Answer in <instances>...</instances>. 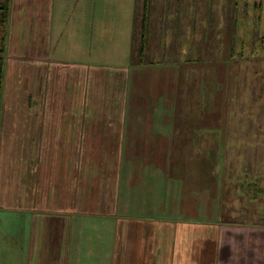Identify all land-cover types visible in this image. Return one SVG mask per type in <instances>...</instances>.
<instances>
[{
    "label": "crops",
    "instance_id": "1",
    "mask_svg": "<svg viewBox=\"0 0 264 264\" xmlns=\"http://www.w3.org/2000/svg\"><path fill=\"white\" fill-rule=\"evenodd\" d=\"M14 4L16 54L6 61L0 130V264H196L195 240L209 235L225 250L218 264H264V122L234 117L222 126L212 113L214 121L195 124V85L184 89L175 62L150 39L142 56V29L128 71L89 75L85 61L62 80L49 43L41 44L50 34L43 3ZM21 86L31 87L38 113L65 120L24 122ZM248 96L227 114L246 111ZM195 126L213 132L200 137ZM205 167L207 184L195 177ZM222 177V193L219 183L210 188Z\"/></svg>",
    "mask_w": 264,
    "mask_h": 264
},
{
    "label": "rangeland",
    "instance_id": "2",
    "mask_svg": "<svg viewBox=\"0 0 264 264\" xmlns=\"http://www.w3.org/2000/svg\"><path fill=\"white\" fill-rule=\"evenodd\" d=\"M39 1L45 8L41 11L45 15L42 18L46 24L44 29L50 33L48 41L41 38V44L49 43L53 70L62 80L64 75L69 74V68H75L79 74L85 61L86 73L89 75L95 69L113 75L118 71H128L132 65L133 40L135 42L137 35L138 41L140 30L146 21L153 49L161 45L159 50H162L164 58L175 62L182 74L185 90L187 86L195 85V124L214 121L215 115L212 113H218L221 118L216 122L221 121L222 126L231 122L234 117L239 123L255 125L259 121L264 122V114L258 117L257 113L261 110L259 105L264 103V92L260 94L262 103H257V90L264 86V0ZM14 10L13 0L12 12ZM14 29L17 30L14 27V32ZM8 34L6 61L16 54L11 50L13 36L10 34V27ZM157 53L153 50V61L158 60ZM29 62L33 63L32 57ZM47 64L50 65L51 62L47 61ZM40 72L41 70L38 77ZM41 75L42 79L45 78L44 84L47 83L45 72L42 71ZM69 80L68 78L67 81ZM14 84L13 80L10 81V87ZM30 85L32 86L31 81ZM73 85L78 94L84 82L77 80ZM62 87L63 84L60 89ZM20 89L17 102H20L18 105L21 106V116L26 118L24 122L65 120V115L38 113L30 106L33 102L31 87L24 89L21 86ZM50 94L49 91L46 92L48 97ZM248 94L250 106H246L247 112L241 105L235 115H231L230 111L227 114V105L233 107L240 104ZM78 100L75 99L76 102ZM46 102L48 104L49 99ZM45 109L50 111L48 107ZM59 110L63 108L57 107L52 111ZM211 132L213 130L198 129L195 126V135L200 137ZM213 158L214 155H211L207 159ZM210 171L207 167L198 171L196 169L195 177H202L199 182L207 184L210 182ZM250 174L253 176V173ZM223 179L222 177L219 182L214 179L210 188L214 183H219L222 193ZM253 182L257 183L258 180L254 179ZM234 207L239 209L240 205ZM247 209H251V206H247ZM220 211V217L225 222L227 208L224 214L223 207ZM223 226L225 229L224 224L221 225ZM210 237L216 239L215 235H209L195 240L196 264H218L220 253H225L224 249H220L219 242ZM222 237L223 235H219V239Z\"/></svg>",
    "mask_w": 264,
    "mask_h": 264
},
{
    "label": "trees",
    "instance_id": "3",
    "mask_svg": "<svg viewBox=\"0 0 264 264\" xmlns=\"http://www.w3.org/2000/svg\"><path fill=\"white\" fill-rule=\"evenodd\" d=\"M13 0H0V130L2 126L3 96L6 76V53L8 49V32L12 14ZM148 26L144 22L141 33V54L144 55L149 47V38L146 33Z\"/></svg>",
    "mask_w": 264,
    "mask_h": 264
}]
</instances>
